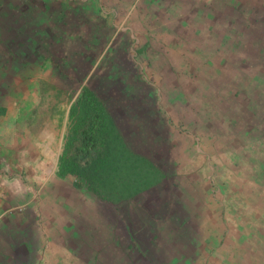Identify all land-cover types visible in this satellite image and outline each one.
I'll list each match as a JSON object with an SVG mask.
<instances>
[{"label":"rangeland","instance_id":"374dc122","mask_svg":"<svg viewBox=\"0 0 264 264\" xmlns=\"http://www.w3.org/2000/svg\"><path fill=\"white\" fill-rule=\"evenodd\" d=\"M158 10L152 18L159 24L158 65L150 58L137 65L120 44L119 53L99 58L96 48L85 59L81 38L36 46L42 61H28L22 41L0 45V212L17 239L38 245L51 228L71 238L86 264H206L199 223L213 219L230 186L264 185V0H158ZM119 38L126 36L118 31L112 40ZM151 64L153 79L145 73ZM134 65L150 88L126 78ZM86 83L104 99L127 144L165 174L119 204L71 178H57L55 187L48 176L28 173L31 147L59 140L60 152L69 104ZM149 93L156 111L146 102Z\"/></svg>","mask_w":264,"mask_h":264},{"label":"crops","instance_id":"0c3cea01","mask_svg":"<svg viewBox=\"0 0 264 264\" xmlns=\"http://www.w3.org/2000/svg\"><path fill=\"white\" fill-rule=\"evenodd\" d=\"M158 15V0H0V45L15 46L22 41L20 46L23 47L28 43L33 46L35 42L44 47H58L60 42H77L81 38L82 47H105V41L119 31L132 41L118 39L123 42L121 47L128 60L139 65L140 59L147 63L150 58L149 62L158 65V54L161 53L153 40L160 39L159 24L152 19ZM33 29L38 30L37 33ZM80 31L82 33L78 34ZM29 32L35 36L28 38L25 34ZM98 39H102L100 43ZM152 64L151 70L145 73H151L153 79L157 70L153 71ZM46 135L48 141L53 139L52 132ZM55 143L57 146L47 145L38 150L31 147L33 150L30 149L28 156L33 163H29L28 173L38 179L48 176L53 181L52 186L59 187V176L55 175L59 140ZM53 155H56L55 159ZM230 188V194H224L225 198L218 201L213 219L207 217L199 223L204 224L201 238L205 262L264 264V185ZM56 208L59 209L57 205ZM3 211L0 212V264H86L78 259L80 252L73 246L71 238L68 241L64 234L57 236L51 228L45 230L44 238H37L38 245L25 236L17 239L8 218L1 215ZM113 242L120 250L116 239Z\"/></svg>","mask_w":264,"mask_h":264},{"label":"trees","instance_id":"16d2710c","mask_svg":"<svg viewBox=\"0 0 264 264\" xmlns=\"http://www.w3.org/2000/svg\"><path fill=\"white\" fill-rule=\"evenodd\" d=\"M117 41L108 48L107 55L118 51V42L122 46V40ZM82 48L85 54L91 47ZM150 109L155 111L154 105ZM55 174L71 178L74 186H84L98 199L114 204L133 199L165 175L151 157L127 144L110 108L89 83L80 86L69 104ZM99 264L105 263L100 259Z\"/></svg>","mask_w":264,"mask_h":264},{"label":"flooded vegetation","instance_id":"af4514ba","mask_svg":"<svg viewBox=\"0 0 264 264\" xmlns=\"http://www.w3.org/2000/svg\"><path fill=\"white\" fill-rule=\"evenodd\" d=\"M116 34V33H115ZM115 34L113 35V37L111 38V39H109L108 41H105V43H107V45L105 46V47H91L88 51H86L85 52V54H84V57H85V59H88L90 56H91V53H90V51L92 50V49H96V48H99L100 49V54L98 55V57L101 55V57H103L105 54H107V50H108V48L109 47H111L112 45H113V43H114V41L112 40L113 38H115ZM26 36H28V38H31L32 36H35V35H33L31 32H29V33H26L25 34ZM64 39H65V37H64ZM101 40L102 39H100L99 41H98V43H100L101 42ZM65 42V41H64ZM36 46H40L39 44H37L36 42H35V45L33 44V46H31L30 45V43H28L27 44V47L25 46V44H24V47H22L24 50V52H25V56H26V59L28 60V61H30L31 60V58L32 57H36L39 61H42L43 59L42 58H44V56H43V52H41V50H37L36 49ZM41 47V46H40ZM37 50V51H36ZM60 57H62V56H60ZM100 58V57H99ZM91 59V58H90ZM91 61H94L93 63H92V67L94 66V64L96 63V60H94V58H92L91 59ZM105 63V62H104ZM126 78L127 79H129V78H133V79H135V81H133L132 83H135L134 85H135V88H140V90H142L143 88H150L146 83H145V80H143V79H140L139 77H141L140 75H137L136 74V67H135V65L133 66V68H131V71H127L126 73ZM139 85V86H138ZM134 88V89H135ZM126 91V90H125ZM129 92H131V91H129ZM129 92H124L123 93V99H125L126 100V102L127 101H129V96H130V93ZM149 97L151 98L150 100H149ZM132 103H134V105H139V104H141V101H139V100H137L136 98H133L132 99ZM144 102V101H143ZM146 102H148L149 104H150V107H152L153 105H154V107H155V111L157 110V108H158V104H157V107H156V105L154 104L155 102H154V99H153V97L150 95V93H149V95H148V101L146 100ZM132 107H134V106H132Z\"/></svg>","mask_w":264,"mask_h":264}]
</instances>
